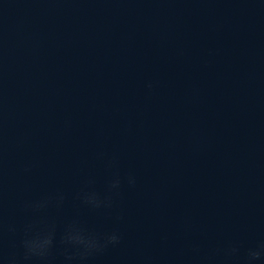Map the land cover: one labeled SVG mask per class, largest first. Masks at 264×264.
<instances>
[{
	"label": "water",
	"instance_id": "water-1",
	"mask_svg": "<svg viewBox=\"0 0 264 264\" xmlns=\"http://www.w3.org/2000/svg\"><path fill=\"white\" fill-rule=\"evenodd\" d=\"M74 228L120 240L81 259ZM262 243L264 0H0V264H245Z\"/></svg>",
	"mask_w": 264,
	"mask_h": 264
},
{
	"label": "clouds",
	"instance_id": "clouds-1",
	"mask_svg": "<svg viewBox=\"0 0 264 264\" xmlns=\"http://www.w3.org/2000/svg\"><path fill=\"white\" fill-rule=\"evenodd\" d=\"M129 183L133 181L129 179ZM119 186V180H115L110 185L111 188H117ZM85 202L91 203L93 206L98 207L99 201L95 195H86ZM120 237L116 233L107 234L104 237H97L95 235H84L82 229H72L62 238V243L73 247L76 251L74 255H78L81 259L90 255L92 252L102 251L109 244L115 245L119 243ZM25 249L24 259L31 257L44 258L48 254V250L52 245V235L47 233L44 235H38L31 239H26L23 242ZM236 247H230L226 250L227 256H232L237 252ZM74 255H68L67 260H72ZM264 257V243L260 244L257 248H250L247 250L245 264H254L255 261Z\"/></svg>",
	"mask_w": 264,
	"mask_h": 264
}]
</instances>
